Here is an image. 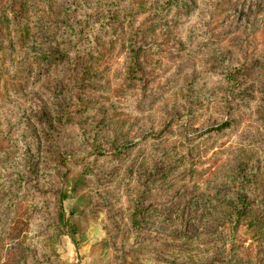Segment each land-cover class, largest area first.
<instances>
[{"label":"rangeland","instance_id":"obj_1","mask_svg":"<svg viewBox=\"0 0 264 264\" xmlns=\"http://www.w3.org/2000/svg\"><path fill=\"white\" fill-rule=\"evenodd\" d=\"M97 1L108 7L106 0ZM156 3L122 0L113 7L110 48L113 38L93 42L88 23L96 28L101 13L78 14L80 40L103 54L81 80L85 86L70 93L56 87L67 70L72 72L68 59L44 72L39 56L52 54L56 42L69 56L70 48L47 30L45 9L31 0L33 45L20 52L17 79L0 84V96L6 97L4 89L13 83L25 95L11 105L8 100V115L15 118L17 106L29 114L21 117L12 147L0 157V264H264V125L255 111L264 97L256 101L251 91L252 99L244 101L253 114L212 130L227 117L220 90L226 84L218 70L263 47L264 0H225L218 10L211 0L165 11ZM131 33H137L144 84L129 77L127 42L121 41ZM89 62L85 58L75 70ZM36 75L40 80L31 85ZM193 76L194 90L206 95L190 116L185 88ZM247 82L264 85L257 69ZM236 93L229 87L227 104ZM81 98L84 106L74 110ZM42 109L50 122L36 121L34 111ZM0 129L6 130L2 122ZM111 144L121 157L99 156L92 164L95 172L79 182L81 169L71 151L86 153L95 146L108 151ZM61 151L68 152L65 158ZM163 155L171 165L158 171ZM59 188L67 195L65 214L78 223L75 233L56 234L52 228L57 222L53 193ZM231 188L247 193L244 209L258 218L251 226L261 235L250 238L242 224L236 249L222 257L214 247L227 255V244L222 245L227 239L218 238L228 233V226L221 231L220 214L227 204L210 194ZM137 201L143 202L139 228L131 222Z\"/></svg>","mask_w":264,"mask_h":264},{"label":"trees","instance_id":"obj_2","mask_svg":"<svg viewBox=\"0 0 264 264\" xmlns=\"http://www.w3.org/2000/svg\"><path fill=\"white\" fill-rule=\"evenodd\" d=\"M198 1L199 0H156L157 3L155 8L160 11H165L173 7H190L194 6ZM105 2L107 3V8L100 7L97 0H35V3H38L45 9L49 17L46 25L47 30L54 34L56 38H63L62 43L68 45L71 51V56H69L67 54L68 50H63L61 48V42H56L50 47V52L52 54L46 55V53H39L40 58L45 61V66L41 67L44 72L46 71V67L53 64H59L61 59H68L67 61L68 64H70V70L72 72L67 70L68 73L66 72L63 74L65 81L63 83H57V91L65 90L72 93L76 88H83L85 83L81 82V80L92 70L93 66L91 67V63L103 54V51L101 50L95 51L87 39L80 40L81 35L79 30H77L78 27L80 28V26H82L79 23L80 15L78 14L80 12L85 13L93 11L95 13H101L96 28L92 23L88 22L89 25L94 28V31H92L93 42L98 43L109 35V38H113L108 40L109 48L114 45V37L112 36H114L113 28L116 25V18L114 16V11H111V9L115 6H119L122 3V0H106ZM211 2L212 6L218 10L225 0H211ZM30 3L31 0H0V84L6 78L17 79L16 68L21 62L20 52L25 50L27 46L31 48V45H33L31 44V41H29L34 34L32 27L30 26L28 15ZM102 8L105 9V12H102ZM85 18L87 20V17ZM125 42H127L128 48L129 77L130 79L140 80L144 84L146 78L139 70L140 61L138 59L139 47L137 33L127 35V37L121 41L123 46ZM85 58L90 60L89 64H87L85 68L76 71V67L81 66V64L85 62ZM255 69L259 71L261 81L264 80V44L258 52L248 53V55L243 57L241 61L232 62L230 69L229 67H226L218 70L219 73L222 74V82L226 84V87H223L220 90H222L223 93L221 96L224 98L221 97V104L224 106L223 111L227 113V117L225 121L216 127H213L212 130L219 131L232 127L236 123L239 124V122L245 119L247 117L246 115H249L248 112L253 114L244 100L252 99V95L250 94L251 91H253V99L256 101L260 98L259 96L264 97V85H256V83L252 84L247 82L249 80L253 81ZM194 77L196 76H193L191 80L189 79L188 83L190 84L185 88L187 91L185 97L190 108V111L187 114L190 116L198 110L194 109L195 105H199L200 107L204 104L206 95L204 94L200 97V88L196 91L194 90ZM39 80V77L36 75L32 78L30 84L34 85L35 83H38ZM66 81L71 83L69 87H66V84H64ZM185 82L187 83V80ZM229 87L235 88L237 93L235 95L236 100L227 104L226 102L228 99L226 92ZM4 90L6 97L3 95L0 96V115H3L4 112L6 116L0 118V122L6 127V130L0 129V157L12 147L14 136L17 135L14 129L20 122L24 123L21 121V117H23V120L29 119V114H26V111L19 109V106H17V112L19 113L15 118L8 115V112L10 111L9 107L4 108L9 99V105H11V103L14 102V99L23 98L25 96L23 88L19 87L16 83H13L10 87H5ZM80 100V102L83 103H75L74 110L78 107L84 106L85 99L81 98ZM215 103L216 102L213 101L211 104ZM58 110L59 109H57V111ZM255 111L256 114H259L258 120L264 125V103L258 101ZM33 115L36 117V121L42 119L45 120L46 123L50 122L48 111H45V109H42V111L39 112L34 111ZM17 129L18 127L16 130ZM18 133L20 134V132ZM185 138L187 139L189 137ZM37 146L40 147V144ZM167 148L164 149L165 153ZM103 149L104 148L95 146L86 153H75L71 151V157L81 169L82 178L79 182L86 180L95 172L94 169H92V164L99 156L106 155L121 157L120 155L123 153L117 152L116 150L118 148L114 147L113 144L108 147V151H103ZM66 153L68 152H59L64 158L66 157ZM158 160V164H160L158 171L164 170V168L166 169L167 166L171 165L170 157H167V155H163V158ZM210 197H218V201L227 204V210L225 212L222 211L220 214L223 218V221H221V231L228 226V233L218 235V238L224 237L227 239L228 243H225L224 241L222 242L223 246L227 244V255H223V252L218 250L219 247H214V252L216 254H220L222 257L229 256L231 252L236 249V234L239 230V226L242 224L249 227L250 238L254 239L260 237L261 233L259 229L251 226L256 220H258V218L250 217L248 211L244 209V206H247V202H249L246 201V192H243L242 194L240 190L237 191L235 188H231L220 193L214 192L212 195L210 194ZM66 198L67 195L65 191L61 190V188L55 190V193H53V200L57 211V222L52 228L56 231V234L75 233L78 230L77 221L65 214L63 201ZM240 203L241 206L239 207ZM142 207V201H137L133 206L134 209L131 213V222L135 228H139L142 225V219L140 217ZM217 233H219V231ZM24 263L25 262L23 261L22 264Z\"/></svg>","mask_w":264,"mask_h":264}]
</instances>
